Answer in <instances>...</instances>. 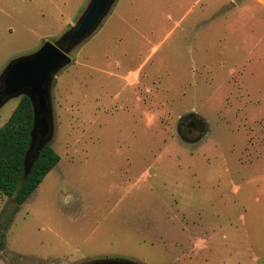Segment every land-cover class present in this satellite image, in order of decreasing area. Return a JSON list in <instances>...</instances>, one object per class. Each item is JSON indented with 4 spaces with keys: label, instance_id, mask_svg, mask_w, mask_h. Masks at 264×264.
Instances as JSON below:
<instances>
[{
    "label": "rangeland",
    "instance_id": "1",
    "mask_svg": "<svg viewBox=\"0 0 264 264\" xmlns=\"http://www.w3.org/2000/svg\"><path fill=\"white\" fill-rule=\"evenodd\" d=\"M89 1L0 0V76ZM69 57L60 162L16 213L0 193V264H264V0H116Z\"/></svg>",
    "mask_w": 264,
    "mask_h": 264
},
{
    "label": "water",
    "instance_id": "2",
    "mask_svg": "<svg viewBox=\"0 0 264 264\" xmlns=\"http://www.w3.org/2000/svg\"><path fill=\"white\" fill-rule=\"evenodd\" d=\"M116 0H90L84 12L73 26L56 42H47L41 49L26 57L11 61L0 76L4 87V100L27 97L32 105L33 126L30 144L24 158V179L30 173L35 159L53 137L50 86L56 73L70 64L73 48L89 38L110 12ZM94 264H129L105 261Z\"/></svg>",
    "mask_w": 264,
    "mask_h": 264
},
{
    "label": "trees",
    "instance_id": "3",
    "mask_svg": "<svg viewBox=\"0 0 264 264\" xmlns=\"http://www.w3.org/2000/svg\"><path fill=\"white\" fill-rule=\"evenodd\" d=\"M32 126V105L24 96L20 98L6 123L0 127V193L14 201V213L60 162L59 155L50 144H46L24 179L23 163L30 144ZM2 246L0 241V249Z\"/></svg>",
    "mask_w": 264,
    "mask_h": 264
},
{
    "label": "flooded vegetation",
    "instance_id": "4",
    "mask_svg": "<svg viewBox=\"0 0 264 264\" xmlns=\"http://www.w3.org/2000/svg\"><path fill=\"white\" fill-rule=\"evenodd\" d=\"M3 91H4V87L0 86V104L2 103V101L4 100V95H3ZM190 120V121H189ZM196 124H199L200 126V130H202V126L200 124V122H198L194 117L189 116L186 119H184V122H182V126L185 127H189V128H195ZM69 201V200H68ZM68 201L64 200L63 204L66 206L68 205ZM105 261H118V262H127L129 264H134L131 261H126L125 259H121L119 257L116 258H112V259H101V260H95V261H88V262H81L79 264H94V263H98V262H105Z\"/></svg>",
    "mask_w": 264,
    "mask_h": 264
},
{
    "label": "crops",
    "instance_id": "5",
    "mask_svg": "<svg viewBox=\"0 0 264 264\" xmlns=\"http://www.w3.org/2000/svg\"><path fill=\"white\" fill-rule=\"evenodd\" d=\"M64 217H66V215H64Z\"/></svg>",
    "mask_w": 264,
    "mask_h": 264
}]
</instances>
